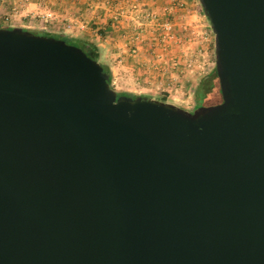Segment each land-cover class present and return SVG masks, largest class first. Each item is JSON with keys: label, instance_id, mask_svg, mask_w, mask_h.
Listing matches in <instances>:
<instances>
[{"label": "water", "instance_id": "water-1", "mask_svg": "<svg viewBox=\"0 0 264 264\" xmlns=\"http://www.w3.org/2000/svg\"><path fill=\"white\" fill-rule=\"evenodd\" d=\"M198 2L218 99L192 109L0 26V264H264V0Z\"/></svg>", "mask_w": 264, "mask_h": 264}, {"label": "rangeland", "instance_id": "rangeland-1", "mask_svg": "<svg viewBox=\"0 0 264 264\" xmlns=\"http://www.w3.org/2000/svg\"><path fill=\"white\" fill-rule=\"evenodd\" d=\"M113 1L117 7L121 6L117 8L118 16L113 18L121 22L113 24L125 28L115 40L123 60L115 54L103 57L107 33L101 34L95 28L90 32L105 38L95 41L99 42L97 60L110 70L112 87L116 92L132 96L158 99L164 96L166 101L192 109V88L214 64L213 33L198 0ZM39 9L31 12L30 18L21 20L24 27L35 32L75 34L73 25L80 21L78 18L74 21L75 17L57 12L43 17L50 10ZM61 23L64 29L60 28ZM67 39L76 43L74 39ZM217 99L215 90L206 103Z\"/></svg>", "mask_w": 264, "mask_h": 264}, {"label": "crops", "instance_id": "crops-1", "mask_svg": "<svg viewBox=\"0 0 264 264\" xmlns=\"http://www.w3.org/2000/svg\"><path fill=\"white\" fill-rule=\"evenodd\" d=\"M107 1L108 0H29L21 8V12L13 16L12 21L13 25L23 27L21 20H25L27 17L30 18L32 16L31 12L36 10V8H40V11L50 10V12H57L62 16L68 15L75 17L74 21H77L76 18H78L80 21H77L75 25H73V29L75 30L74 35L85 37L91 40L95 45L99 44V42L95 41L107 38L104 42L105 44H103L106 45V48L102 52L103 57L107 55L113 56V54H115L120 60H123L124 57L122 54L118 53L119 49L118 45L115 44V40L119 39L120 33L125 32V28L119 24H113L114 21H120L113 20V18L118 16L119 11H117V8H121V6L117 7V4L114 1L112 2V0ZM8 9L6 1H4L1 5L0 12L3 13ZM61 24L59 25L60 28L64 29V25ZM94 28L100 29L101 34L107 33V36L104 38L95 36V34L92 35L90 32ZM109 50H113L114 53Z\"/></svg>", "mask_w": 264, "mask_h": 264}, {"label": "trees", "instance_id": "trees-1", "mask_svg": "<svg viewBox=\"0 0 264 264\" xmlns=\"http://www.w3.org/2000/svg\"><path fill=\"white\" fill-rule=\"evenodd\" d=\"M6 26L9 27L11 25H6ZM24 28H26V27H24ZM30 30H32V29H30ZM33 32H35V31H33ZM35 33L46 34V35H50V36H54V37H60V38L65 39L68 42H70V41L67 38L74 39L76 42L74 44H76L82 50H84L86 54H88V55L91 54V57H94L97 59V47H96V45L91 40H89L85 37L71 35V34H54V33H49L46 31H36ZM102 66H103V70L108 73V82H109V85L112 87L110 70L103 63H102ZM215 90H217V80H216V76H215V72H214V64H213L212 67L204 74V76H201L200 78H198L195 86L192 88V96H193V100H194L193 106H196V105L202 104V103H206L207 102L206 100L209 98L210 95H212L215 92ZM117 94H123V92L117 91ZM135 96H139V95H135ZM161 99L164 100L165 99L164 96H162Z\"/></svg>", "mask_w": 264, "mask_h": 264}, {"label": "built area", "instance_id": "built-area-1", "mask_svg": "<svg viewBox=\"0 0 264 264\" xmlns=\"http://www.w3.org/2000/svg\"><path fill=\"white\" fill-rule=\"evenodd\" d=\"M6 1L8 6V10L3 13L0 12V26L11 25L13 16L19 14L21 12V8L29 1V0H0V8L3 2ZM51 14L50 11H46L43 14L45 16H49Z\"/></svg>", "mask_w": 264, "mask_h": 264}]
</instances>
